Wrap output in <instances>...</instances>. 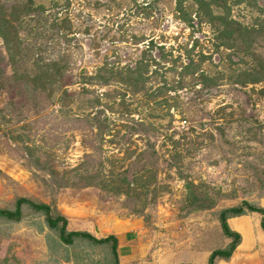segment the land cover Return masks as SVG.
Wrapping results in <instances>:
<instances>
[{
    "label": "rangeland",
    "instance_id": "rangeland-1",
    "mask_svg": "<svg viewBox=\"0 0 264 264\" xmlns=\"http://www.w3.org/2000/svg\"><path fill=\"white\" fill-rule=\"evenodd\" d=\"M205 1L0 0V211L48 206L119 264L227 249L222 212L264 209V0ZM21 211L0 264H116ZM262 219H228L242 243L215 264H264Z\"/></svg>",
    "mask_w": 264,
    "mask_h": 264
},
{
    "label": "trees",
    "instance_id": "trees-1",
    "mask_svg": "<svg viewBox=\"0 0 264 264\" xmlns=\"http://www.w3.org/2000/svg\"><path fill=\"white\" fill-rule=\"evenodd\" d=\"M198 5L201 8V11H209L210 8V3H207L205 0H195ZM225 2L227 0H224ZM226 5V4H225ZM17 8L16 11L18 12L17 14L20 16V14L22 13L21 7H15ZM13 19V13L11 16ZM20 18V17H19ZM19 21V19L17 20ZM14 28V21H11V19H7V18H0V38H2L5 42V44H9L10 43V30ZM229 27H227V25L225 26V30L223 32L224 35H231L233 33H231V31H229ZM143 61H141L139 63L140 68L136 69V70H132L130 73H137L140 69H142L141 67L144 66ZM148 67V65L146 66ZM187 69L189 67H186ZM141 78V77H140ZM24 205H29L30 207L34 208L36 211H44L46 212L47 216H48V222H49V226L53 229L59 232V236H60V240L62 243L66 244V245H73L75 243V241L77 239H81V240H88L90 242H92L93 244L96 245H104V244H108L109 242L113 241V254L115 256V261L116 264H119V254H118V241L115 237L111 236L105 239H96V237L90 235L89 233H81V232H69L67 230V226H68V220L64 217V216H59L56 219H53L50 215V207L45 206V205H36L28 200L22 199L19 200L17 203V209L15 212L12 211H0V216H4L7 217L9 219H14L17 220L18 217L20 216V214L22 213L21 208ZM245 206H247L246 208L244 207H236V208H232V209H228L222 212V217H221V221L223 224V229H224V233L225 236L229 239H231V243L230 245L227 247V249L225 250H218L215 251L209 260V264H215L217 259H221V260H225L228 261L232 258L233 254L235 253L236 249L241 245L242 243V237L239 233L233 231L229 224L227 223L228 219H233V218H238V217H242L247 215L249 212L250 213H258L260 215L263 216L262 222H261V227L262 230L264 231V209L262 208H257V207H253L251 205H249L248 203H245ZM62 223V227L59 228L60 224Z\"/></svg>",
    "mask_w": 264,
    "mask_h": 264
}]
</instances>
